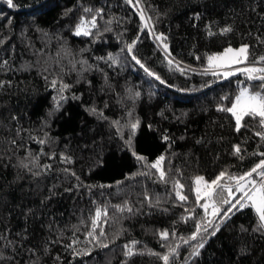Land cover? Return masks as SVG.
Returning a JSON list of instances; mask_svg holds the SVG:
<instances>
[{
	"label": "trees",
	"instance_id": "1",
	"mask_svg": "<svg viewBox=\"0 0 264 264\" xmlns=\"http://www.w3.org/2000/svg\"><path fill=\"white\" fill-rule=\"evenodd\" d=\"M14 4L0 0V264H163L149 251L166 253L165 245L189 237L204 218L194 177L211 180L222 170L239 175L262 158L257 121L245 117L237 131L233 115L219 110L229 107L239 85L259 81L205 69L207 56L227 45H249L250 60L264 55V0ZM141 9L151 30L143 28ZM94 15L93 35H75L72 27ZM152 34H163L167 50ZM133 40L129 54L126 45ZM109 54L117 64L111 65ZM60 81L69 85L63 93ZM137 121L133 134L130 125ZM161 155L167 182L148 167ZM174 180L184 185L186 202L175 196ZM125 204L132 212L116 210ZM97 208L107 209L100 221L104 235L95 231L98 240L88 235ZM215 223L219 231L205 237L199 255L181 243L172 264H264V231L254 230L253 209ZM165 229L177 236L161 241ZM132 241L143 254L125 256L124 245Z\"/></svg>",
	"mask_w": 264,
	"mask_h": 264
},
{
	"label": "snow or ice",
	"instance_id": "2",
	"mask_svg": "<svg viewBox=\"0 0 264 264\" xmlns=\"http://www.w3.org/2000/svg\"><path fill=\"white\" fill-rule=\"evenodd\" d=\"M128 3H132V0H127ZM140 0H136V6L139 5ZM9 7H15L14 0H7ZM94 10L91 8H85V13H92ZM96 14L102 13V9L95 10ZM141 20L145 21L143 28L152 29L150 25V17H146L143 9L140 10ZM97 28L96 16H92L91 19L86 20L83 17L80 22L75 27V35L77 36H90L93 35L90 29ZM223 32L231 31V28H225ZM212 33H209L211 35ZM157 40L163 41L165 37L163 34L155 37ZM139 39V37H137ZM136 40L126 45V50L129 54H132L133 49L136 44ZM165 50H167L168 45L163 44ZM123 51V50H122ZM249 45L242 44L238 48H233L231 46L224 48L223 51L217 52L207 56V68L205 72L211 71L213 75H223L225 78L235 75L236 73H243L248 81H259L258 85H246L240 88L238 95L235 96L234 101L231 103L230 107H220L219 110L229 112L235 118L236 130L239 131L243 126L242 121L245 117H250L256 120L261 131H257L255 134L264 140V55L256 57L255 59H249ZM132 60L139 64L141 68L149 76H155V79L160 80V77L155 73L151 72L135 55H132ZM103 59V58H100ZM111 61V65H115L118 62V57H114L109 54L108 58ZM199 59V57H198ZM82 66L86 65V61H79ZM169 63H173L169 59ZM239 65H245L244 67H239ZM179 67V65H177ZM75 65H73V68ZM88 69L83 68L81 71H86ZM47 71V69H45ZM47 79V77H45ZM163 83V81H161ZM58 84L57 79L51 80V86L56 88ZM258 87L260 90H253ZM69 88L68 84H64L62 81L59 82V93H63ZM139 96V93H136ZM60 99L63 100L64 97L61 95ZM95 113V109H92ZM102 116V114H100ZM114 124H119L118 121H114ZM137 123L130 125V128L134 134L135 129L138 127ZM168 137L165 136V140ZM41 144L45 141H39ZM15 141H13V144ZM131 147V140L128 141ZM234 154L239 156L241 153V148L239 145L233 146ZM133 155L139 161H145L146 157L141 156L133 152ZM262 157L258 163H256L250 170L243 172L242 174L235 175L230 174L227 170L220 171L214 179L206 180L204 176L194 177V192L196 198V204L199 208L204 211V218L195 224V231L187 238L179 237V243L167 244V252L164 254L154 253L149 251L150 255L157 256L158 259L163 261V264H172L175 257L179 252L181 243L185 245H190L193 247V252L191 255H199V250L204 248L206 243V236H214L217 231H219L220 224L215 223L217 219L221 222L227 220L235 213L244 208H251L254 210L257 216V224L255 231H264V152L259 153ZM242 158V157H241ZM38 157L33 158L31 163L36 165V160ZM63 160L67 161L70 158L62 157ZM165 161V156H159L154 162L148 164L150 169H155L159 173V178L162 181H166L169 178L168 173L163 167V162ZM25 168L28 167L27 164L23 165ZM51 165H45L44 168L48 169ZM31 171V169H29ZM39 174V173H35ZM147 175L148 173H144ZM73 175H75L73 173ZM175 196L181 202H186L188 196L183 193L184 185L180 183L179 180L173 181ZM240 193L239 196L236 194ZM146 199H148L146 197ZM157 198V202H158ZM116 210L119 212L128 211L132 212V208L128 207L127 204L123 206H115ZM107 216V209L97 208L95 215L91 220L93 226L92 231H89L88 235L98 240L99 237L95 235L97 228H100V221L102 217ZM189 216H194V212H189ZM209 228H213L212 232H209ZM100 236L104 235L103 228H100ZM177 236L176 231L173 229L171 232L165 229L159 232V237L161 241H169L170 238H175ZM199 237V239H198ZM191 241H197L195 245H191ZM75 243V242H74ZM137 241H132L131 244L124 245L125 256L131 257L136 254H143L142 252L134 251ZM101 247H107V244L100 245ZM67 247L72 248V245ZM75 255H81L79 252H75Z\"/></svg>",
	"mask_w": 264,
	"mask_h": 264
},
{
	"label": "rangeland",
	"instance_id": "3",
	"mask_svg": "<svg viewBox=\"0 0 264 264\" xmlns=\"http://www.w3.org/2000/svg\"><path fill=\"white\" fill-rule=\"evenodd\" d=\"M145 16L148 17L146 14H145ZM79 22H80V21H79ZM79 22H77V23L72 27V31L75 32V27H76V25H77ZM144 22H145V21H144ZM149 23H150V21H149ZM151 36H152V38L154 39V41L157 42L163 50H165L164 47H163V44H165L164 41H160V40H157V39L155 38L156 36H159V35H157V34H152ZM241 45H242V44L233 45V46H232V45H227V46H224L220 51H217V52H221V51H223L224 48H227V47H229V46H231V47H233V48H238V47H240ZM217 52H215V53H217ZM213 54H214V53H213ZM239 66H241V65H239ZM243 66H245V65H243ZM245 86H246V84H241V85L238 86L236 92L233 94V96H232V98H231V102H230V104H229V107L231 106V103L234 101L235 96L238 95L240 88L245 87ZM253 90H254V89H253ZM234 120H235V118H234Z\"/></svg>",
	"mask_w": 264,
	"mask_h": 264
},
{
	"label": "water",
	"instance_id": "4",
	"mask_svg": "<svg viewBox=\"0 0 264 264\" xmlns=\"http://www.w3.org/2000/svg\"><path fill=\"white\" fill-rule=\"evenodd\" d=\"M138 16L141 18L140 13H138ZM143 21V20H142Z\"/></svg>",
	"mask_w": 264,
	"mask_h": 264
}]
</instances>
